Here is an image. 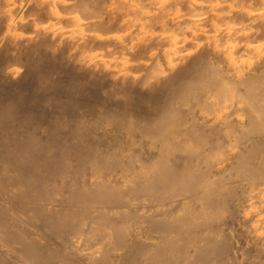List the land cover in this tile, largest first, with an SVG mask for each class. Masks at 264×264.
I'll list each match as a JSON object with an SVG mask.
<instances>
[{
    "label": "bare ground",
    "instance_id": "bare-ground-1",
    "mask_svg": "<svg viewBox=\"0 0 264 264\" xmlns=\"http://www.w3.org/2000/svg\"><path fill=\"white\" fill-rule=\"evenodd\" d=\"M0 264H264V0H0Z\"/></svg>",
    "mask_w": 264,
    "mask_h": 264
}]
</instances>
